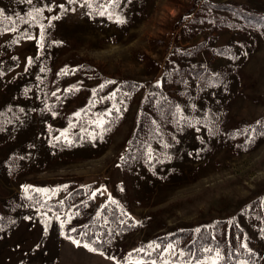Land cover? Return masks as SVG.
Listing matches in <instances>:
<instances>
[{"label":"rangeland","instance_id":"1","mask_svg":"<svg viewBox=\"0 0 264 264\" xmlns=\"http://www.w3.org/2000/svg\"><path fill=\"white\" fill-rule=\"evenodd\" d=\"M0 12V264H264V0Z\"/></svg>","mask_w":264,"mask_h":264},{"label":"trees","instance_id":"2","mask_svg":"<svg viewBox=\"0 0 264 264\" xmlns=\"http://www.w3.org/2000/svg\"><path fill=\"white\" fill-rule=\"evenodd\" d=\"M145 105H146L145 101H144V103H142L140 105L138 125L141 124L142 118L146 114ZM165 106H166L165 109L168 110V113H169V111H171L172 108L174 107L173 101L168 100V102H167V100H166ZM244 126L245 125H243V123H241L239 125V136H240V140L242 141V145L243 144L245 145L247 142L251 141V139H252L251 130H254V129H263L264 130V117H260L253 124L247 125V128H245ZM134 140L135 139L133 138L132 143ZM99 229H102L100 224H99V219L96 215L93 214V215H90L87 218L86 222L82 226H80L77 230L80 232L81 235H83V234L89 235V236L84 235L82 237L91 238V234L96 233L97 230H99ZM183 232H184V230H179L178 232H173V233L169 232L167 234H160V235L156 236L154 239L163 245L165 243H168L169 241H173L174 236H182ZM67 233L69 235V232H67ZM135 257L142 259V260H146L149 257V254H147L146 252H140V253L136 254Z\"/></svg>","mask_w":264,"mask_h":264},{"label":"snow or ice","instance_id":"3","mask_svg":"<svg viewBox=\"0 0 264 264\" xmlns=\"http://www.w3.org/2000/svg\"><path fill=\"white\" fill-rule=\"evenodd\" d=\"M29 2H31V0H29ZM70 2H74V0H70ZM0 14H2V12H0ZM100 14L103 15L104 12H101ZM118 22H119V23H123L124 21H123V20H119ZM29 63H31V60H29ZM45 191H46V190H45ZM72 243H73L74 245H76L77 247L80 246V242H79V241L73 240ZM83 247L87 248L89 251H92V252H95V251H96V249L91 248V247H90L89 245H87V244L83 245ZM150 247H151V245H150ZM101 254H102V253H101ZM152 264H155V261H153ZM213 264H215V261H213Z\"/></svg>","mask_w":264,"mask_h":264}]
</instances>
